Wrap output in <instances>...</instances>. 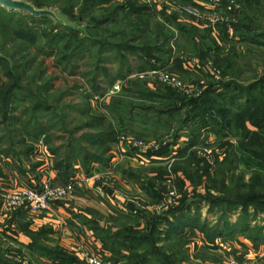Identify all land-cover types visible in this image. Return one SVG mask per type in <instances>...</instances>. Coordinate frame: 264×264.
Returning <instances> with one entry per match:
<instances>
[{"label":"rangeland","instance_id":"rangeland-1","mask_svg":"<svg viewBox=\"0 0 264 264\" xmlns=\"http://www.w3.org/2000/svg\"><path fill=\"white\" fill-rule=\"evenodd\" d=\"M32 1L55 4L85 23L98 25L105 19L108 22L92 29L95 43L81 49H75L80 35L73 38L67 34L62 43H49L51 35L57 33L45 22L33 23V31L30 29L35 32L33 35L25 34V27L18 26L20 30L16 32L10 26L14 37L8 32L5 38L2 29L1 36L10 45L9 57L14 54L11 57L14 69L7 62L0 65V88L17 83L21 89L15 92L24 99L14 106L5 104L10 108L5 115L6 98L0 89L2 153H14L12 146L31 153L42 142L51 154L54 151L56 158L67 161L66 145L72 140L77 150L78 146L81 148L75 158L81 169L82 157L89 155L87 152L101 160L106 169L114 158L123 159L113 175H107V170L99 171L103 175L100 185L109 195L126 196L129 210L148 225L144 236L149 239L141 247L140 257L151 255L157 263H181L191 238L178 237L184 227H197L208 245L216 248L227 245L235 248L238 238H245L251 242L250 247L246 244L240 247L246 255H252L250 250L257 256L263 254L264 159L256 149L264 139V0H226V7L237 8V20L231 25L233 39L229 42L232 45L238 40L239 52L211 56L197 72L199 76L186 78L172 71L186 85L195 86V92L183 101L178 100L177 89L146 73L166 69L162 66L165 58L181 48L192 50L193 44L182 40L177 43V32L159 20L151 7L137 6L152 13V17H147V12L141 19L131 17V10L125 9L111 18L114 7L104 2ZM123 1L115 0L114 4L124 8L127 3ZM214 12L228 16L226 10ZM18 17L29 21L14 15ZM161 22L167 28L165 33L170 31L172 37L168 40L159 36L156 45L147 51L164 60L160 63L153 60L148 64L156 63L155 68H144L140 64L145 43L142 38L132 42L131 37L144 36L146 33L139 30L148 24L152 27L148 34L154 40L157 33L153 32L154 25ZM134 46L143 49L134 52ZM50 50L54 52L48 56ZM11 72L17 80L11 78ZM150 81L153 89L145 86ZM116 82L118 90L113 88ZM45 85L50 91L44 93ZM37 88L41 91L37 92ZM36 99L53 109L34 112ZM122 107L127 109L120 111L125 119H121L117 109ZM41 123L47 126L46 137L38 133ZM122 135L155 147L136 154L131 153L132 149L112 152L113 143H118ZM173 148L177 149V156L168 161L166 156H171ZM131 184L134 187L128 190ZM172 197L175 203L170 205ZM180 206L182 209L172 210ZM152 224L157 225L156 231L150 230ZM164 226L167 229L162 232ZM215 231L225 235H215ZM138 237L142 239L141 234ZM228 257L229 261L235 259L243 264V258L233 251Z\"/></svg>","mask_w":264,"mask_h":264},{"label":"crops","instance_id":"crops-1","mask_svg":"<svg viewBox=\"0 0 264 264\" xmlns=\"http://www.w3.org/2000/svg\"><path fill=\"white\" fill-rule=\"evenodd\" d=\"M112 3H115V0H112ZM130 7L131 5H126L125 9ZM184 8H187L186 12ZM151 10L159 20L171 25L177 32V43L182 40L183 43L191 41L193 44L192 50L181 48L174 50V55L169 56L162 66L171 72L175 71L186 78L199 76L197 72L200 70L190 66L191 59H194L190 56L204 64L211 56L239 52V41L233 42L232 45L229 42L230 38L233 39V29H229L226 23L214 22L210 26L197 23L195 13L216 14L207 8L202 0H165ZM146 60L145 56L142 57L140 65L144 68L156 67V63L150 65ZM145 86L153 89L151 81ZM117 109L121 115L120 111L125 108ZM121 119H125L123 114ZM116 145L120 144L113 143L112 152H118V149L120 151V147L115 148ZM2 148L3 143L0 142V260L21 261L25 264H87L83 259L82 248L90 247L106 254L113 264H165L157 263L151 255L145 259L139 258L143 253L141 247L146 243L144 233L148 232V225L142 222L139 215L129 210L126 196L119 193L109 195L97 180L80 183L73 199L54 204L50 211L33 213L23 207L7 212L3 200L7 194L25 187H40L46 182H65L56 169L54 154L52 155L42 142L35 145L31 153L22 152L12 146L11 151L14 153L3 154ZM173 149L171 156H166L169 157L168 161L177 156V149ZM121 161L114 158L107 169L100 163L92 162L89 175L105 170L114 171ZM86 176L88 174L76 166L72 178ZM133 187L131 184L127 189L131 190ZM137 192L140 193L141 190ZM128 220H133L134 223L129 225ZM165 229V226L162 227V232ZM200 231L197 227H184L182 234L178 235L191 237L188 240L187 255L179 264H230L228 253L231 251L235 252L238 258H243V264L264 263V253L257 256L250 250L252 255H246L240 249L242 244L250 247L249 240L238 238L239 243L235 248L227 245L220 249L208 245ZM134 233L136 234L133 235ZM138 234L142 235V239H139Z\"/></svg>","mask_w":264,"mask_h":264},{"label":"trees","instance_id":"trees-1","mask_svg":"<svg viewBox=\"0 0 264 264\" xmlns=\"http://www.w3.org/2000/svg\"><path fill=\"white\" fill-rule=\"evenodd\" d=\"M30 2H32L33 4H35L37 7H44V6H54L56 7L59 11H61L62 13L66 14L69 19L78 24V25H84L86 27V31H81V30H78V29H74V28H70V27H65L63 25H58L56 26L49 18H46V17H43V18H36V17H33L29 14H24V13H19V12H10L2 7H0V65H2V63H5L7 62L9 64V66L11 65L12 66V69H14V66L12 64L13 61L11 57H13L12 54L11 57H9V54H8V50H9V47L10 45L7 44L6 40L1 36L4 32V37L6 38L7 37V34L8 32H12V36L14 37L13 35V31L12 29L10 28V26L14 27L16 29V32H18V30H20V28H18V26L20 27H25L26 28V33L25 34H30L31 33V30L33 31L32 27L33 26V23H36V25L38 24V22H45V23H48L50 26H51V30L55 31V33L57 34H52L51 35V38H50V42L49 43H62V41L64 39L67 38V34L72 36L73 38L76 36V35H80V42L77 44V46H75V49H81L83 48L84 46H86L87 44L88 45H91V44H94L95 41H94V38L91 34V30H97L99 29L98 27L102 24H105L106 22H108V19H105L104 21H101L98 25H95V24H91V23H85L84 20H80V19H75L69 12H67L66 10H64L63 8H59L57 5L55 4H40V3H35L33 2L32 0H28ZM89 1H93L94 3L96 2H104L105 4H108L111 5L112 7H114V12H113V16L112 17H117L118 14L120 13V11H123L125 12V7L122 8V5H117V4H114L112 3V0H89ZM131 5V4H130ZM129 5V6H130ZM107 8V7H105ZM129 10V9H128ZM126 9V11H128ZM130 13L131 15L129 16H133V17H137V18H142V17H145V12H147V10H143V9H139V7H136L134 6L133 4L131 5L130 7ZM148 14L146 15L147 17H152V13L150 12H147ZM14 15H20V16H23L25 17L26 19H28L29 21H24L22 18H14ZM137 21L134 22V24L136 23ZM138 22L141 23V21L138 20ZM8 25V26H5V25ZM4 28V29H3ZM143 29H140L139 32H142V34H145L144 36H140V35H132L131 37V41L132 42H136L138 41L140 38L143 39L144 43H145V46H144V53H145V57L147 58L146 62H152L153 60L155 62H163L164 58L161 60V59H158V58H155L154 57V54L152 53H149V49H151L155 44V40L158 39L159 36H161L162 38H167L168 40L171 39L172 37V33L169 31L167 33H165V29H167L162 23H157L156 25H154V28L155 30H153V32H157L155 34V39L152 40L149 36V32L151 31V28L152 27H149V25H145L144 27H142ZM159 29V31L156 30ZM2 29L4 30L3 32ZM31 29V30H30ZM63 32V33H62ZM160 32V34H158ZM62 33V34H61ZM32 35L35 34V32H32L31 33ZM23 40H27V38H23ZM152 40V41H151ZM33 44H35V41H32ZM170 42V41H169ZM157 43V42H156ZM140 48L138 46H134L132 48V51L134 52H138ZM140 49V50H141ZM54 50H50L49 53H46L48 56H51L53 55ZM148 53V54H147ZM170 53V52H168ZM45 54V52H44ZM43 54V55H44ZM162 54H166V52H162ZM143 57V56H142ZM169 59V57L165 58V61L164 62H167ZM59 64V63H58ZM152 67V66H151ZM12 69L10 68V71H12ZM17 76H15V73L11 72V78H13L14 80H17L16 78ZM14 85L13 87H7V85H3L4 88H0L3 90V95L4 97L6 98L3 102L4 106H3V113L6 115L7 113V110L10 109L8 105V107H5V104H12V106L16 105L15 103H19V102H22L24 99H21L22 96L20 97L18 95V92H15L16 89H21L20 87H18L17 83H14L12 84ZM7 87V88H6ZM6 88V89H5ZM41 89L40 88H37V92H40ZM47 92V91H50V89L47 88V86L45 85V88L42 90ZM158 96V95H156ZM184 98H183V97ZM178 100L180 99V101H183L186 99V97L180 93H178ZM12 98V100H11ZM11 106V110L13 109V107ZM53 108H49L48 105H44L43 102L41 101H37L36 99V103L32 106V110L36 113H41L42 111L43 112H50ZM4 115V116H5ZM53 121H57V120H53ZM1 124V122H0ZM41 126L40 129H39V134H42L46 137V133H45V130H46V125L43 124L42 126V123L41 124H38V126ZM26 128V126H25ZM103 136V135H102ZM102 136H100L99 138H101ZM87 138V137H86ZM257 139H259V137H257ZM75 142V141H74ZM74 142L69 141V143L66 145L68 146V160L65 161L64 158L60 157L59 159L55 157V162H56V169L59 171L60 175L63 177V181L66 183L70 180V178L73 177L74 175V170L76 169V160L75 158L78 157L79 153L81 152V148L78 146V150H77V145L74 144ZM49 143V142H48ZM93 143V144H92ZM95 141L91 142V145L94 146L95 144ZM64 146V147H66ZM250 144L247 145V147H249ZM63 147V148H64ZM109 148L106 150L108 151ZM256 150H259V154L261 155L260 157H262V159H264V139L263 141L261 142V144L258 146V148ZM52 153L54 151H51ZM89 153V155L85 156V157H82L83 159L81 160V166H83L84 168H82L88 175H89V172H90V169H91V164L92 162H101V160H99L93 153L91 152H87ZM54 154V153H53ZM55 156V154H54ZM200 164H204V162H200ZM208 172V170L206 171V173ZM255 186H253L254 188ZM262 197V196H261ZM263 199V197H262ZM182 206H180L179 208L175 207L173 208L172 210L176 211L178 209H182L181 208ZM176 209V210H175ZM184 224V223H183ZM156 226L157 225H149L150 227V230L153 232L154 230L156 231ZM227 229V228H226ZM225 229V230H226ZM214 233V232H213ZM217 233H220L219 235H225L224 232H218ZM216 231H215V235L217 234ZM136 233H134L133 235H135ZM145 239H149V236H147ZM141 259H145L147 258V256L145 257H139Z\"/></svg>","mask_w":264,"mask_h":264},{"label":"built area","instance_id":"built-area-1","mask_svg":"<svg viewBox=\"0 0 264 264\" xmlns=\"http://www.w3.org/2000/svg\"><path fill=\"white\" fill-rule=\"evenodd\" d=\"M163 0H124L123 2L127 6L130 3L134 6H139L140 4L147 5L148 7H155ZM205 6L211 10H226L228 16L224 13L205 15L200 13H195L194 16L197 20V23L204 26H210L214 22H222L228 25V28L231 29V25L237 20V8L234 6L225 5L226 0H204ZM225 5V7H224ZM187 10V8H184ZM233 31V30H232ZM190 66L192 68L203 69V64L199 63L196 59H191ZM147 75H151V78H158L162 83L167 84L169 86L174 87L179 91L180 94L184 96H188L189 94L195 92V86L186 85L184 82L180 80V78L176 77L172 72L167 69L158 70L153 69V71L146 73ZM145 74V75H146ZM149 75V76H150ZM135 77V75H134ZM115 90L119 89V85L116 82L113 86ZM118 143L120 144V150L124 152L125 150H131V153H141V151H146L145 149L154 148L155 145H146L144 142L136 140L131 136L122 135L119 138ZM144 155V154H143ZM113 169L107 171V175H113ZM102 174L92 173L83 178H72L66 183L63 184H52L51 182H46L42 184L40 187L31 186L19 189L10 194H7L4 200V207L7 212L16 211L20 208L27 207L31 212L38 213L43 211H50L52 206L58 202L69 201L74 198L76 187L80 183H87L89 181L97 180L100 182L102 179ZM113 177V176H112ZM114 178V177H113ZM175 197H172L169 204L172 205L175 203ZM83 259L87 262V264H113V261L110 257H108L103 252L90 248L83 247L82 248ZM230 264H238L235 259L229 261ZM0 264H25L21 261L13 262V261H2L0 260Z\"/></svg>","mask_w":264,"mask_h":264},{"label":"water","instance_id":"water-1","mask_svg":"<svg viewBox=\"0 0 264 264\" xmlns=\"http://www.w3.org/2000/svg\"><path fill=\"white\" fill-rule=\"evenodd\" d=\"M0 7L10 11L29 14L36 18H49L56 26L63 25L86 31V27L72 22L69 17L54 6L37 7L28 0H0Z\"/></svg>","mask_w":264,"mask_h":264}]
</instances>
